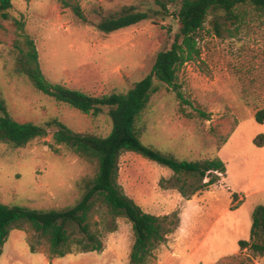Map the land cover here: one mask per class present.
Returning <instances> with one entry per match:
<instances>
[{"label":"rangeland","instance_id":"rangeland-1","mask_svg":"<svg viewBox=\"0 0 264 264\" xmlns=\"http://www.w3.org/2000/svg\"><path fill=\"white\" fill-rule=\"evenodd\" d=\"M68 1L80 6L85 21L56 0H14L9 14L25 21L46 80L92 97L129 90L150 73L156 55L169 48V35L178 31L180 0H161L166 6L161 14L150 13L149 19L108 34L96 27L101 17L125 6L139 11L158 7L152 0ZM12 40L10 25L0 18V96L13 120L42 125L57 119L82 135L104 137L110 132L106 111L97 117L83 115L35 90L17 71ZM196 42L199 57L177 73L182 100L161 86L138 130L143 144L177 160L220 159L225 176L186 200L170 170L123 152L117 182L145 213H178L182 221L153 252L150 264H264V255L238 246L249 241L254 209L264 206V143L254 144L264 135V115L262 123L255 118L264 110V13L248 8L237 21L210 13ZM52 133L48 130L44 138L19 148L0 143V203L61 211L82 199L96 164L55 145ZM208 180L206 176L200 183ZM187 183L186 193L198 185L195 180ZM232 205L237 207L231 210ZM90 231L101 241V251L80 253L74 244L81 235L71 227V254L53 258L25 223L18 224L3 245L0 264H128L134 234L124 217L112 219L104 207H97Z\"/></svg>","mask_w":264,"mask_h":264},{"label":"trees","instance_id":"trees-1","mask_svg":"<svg viewBox=\"0 0 264 264\" xmlns=\"http://www.w3.org/2000/svg\"><path fill=\"white\" fill-rule=\"evenodd\" d=\"M12 1L14 0H0V18L12 29V47L17 55L18 73L24 75L35 90L44 96L83 115L97 117L106 111L111 129L106 136L100 137L73 133L57 119H51L42 125L19 123L9 116L0 96V143L16 148L24 147L33 140L44 138L48 130H53L52 141L55 145L66 146L78 156L96 164L94 177L86 185L82 199L72 208L39 211L0 203V257L13 226L22 223L44 243L50 257L71 254V227H75L81 235L75 239L74 244L80 253L101 251V241L90 231V217L97 207H104L112 219L124 217L131 224L134 243L129 251L128 264H150L153 252L164 245L168 236L178 229L179 214L154 216L145 213L132 199L125 196L117 182L118 158L123 152H134L167 168L173 174L181 197L186 200L217 184L220 181L219 175L225 176V164L218 158L203 161L177 160L143 144L138 124L151 96L161 86L170 88L182 100L177 73L183 64L199 57L196 35L210 13L220 12L227 20L237 21L248 8L264 13V0H180L176 14L178 31L169 35V48L156 55L150 73L124 93L100 97H92L46 80L40 68L35 42L26 32L25 21L9 14ZM56 1L63 8H69L79 20H86L77 3ZM152 1L158 11H139L134 6H125L114 14L101 17L96 27L100 32L108 34L145 21L150 18V13L161 14L166 7L164 2ZM263 115L264 110L256 114L258 123L263 122ZM198 116L203 120L209 118L200 111ZM263 143L264 135H259L254 141L257 147H262ZM206 176L209 180L201 184L200 181ZM189 180H195L198 185L186 193L185 187ZM236 207L232 205L231 210ZM238 246L241 251L248 249L254 256L264 255V206L254 209L249 241H239ZM30 249L34 253L33 248Z\"/></svg>","mask_w":264,"mask_h":264},{"label":"crops","instance_id":"crops-1","mask_svg":"<svg viewBox=\"0 0 264 264\" xmlns=\"http://www.w3.org/2000/svg\"><path fill=\"white\" fill-rule=\"evenodd\" d=\"M216 185V184H215ZM215 185H213L212 187H214ZM181 223H182V221L180 222V225H181ZM179 228H180V226H179Z\"/></svg>","mask_w":264,"mask_h":264}]
</instances>
